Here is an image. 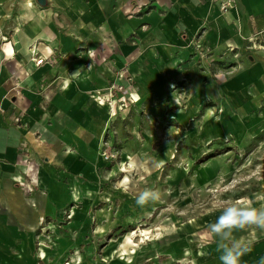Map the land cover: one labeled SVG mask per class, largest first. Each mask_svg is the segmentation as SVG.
Returning <instances> with one entry per match:
<instances>
[{
	"label": "crops",
	"instance_id": "0c3cea01",
	"mask_svg": "<svg viewBox=\"0 0 264 264\" xmlns=\"http://www.w3.org/2000/svg\"><path fill=\"white\" fill-rule=\"evenodd\" d=\"M262 99L264 0H0V264L85 260L130 230L97 180L115 120ZM233 235L240 264L264 258V230ZM50 237L61 251L43 252Z\"/></svg>",
	"mask_w": 264,
	"mask_h": 264
},
{
	"label": "rangeland",
	"instance_id": "374dc122",
	"mask_svg": "<svg viewBox=\"0 0 264 264\" xmlns=\"http://www.w3.org/2000/svg\"><path fill=\"white\" fill-rule=\"evenodd\" d=\"M228 102L209 100L208 108L192 114L180 100L162 117L130 111L126 126L115 120L108 173L97 180L131 231L101 240L85 260L88 246L65 247L70 256L59 264H215L210 258L220 252L208 225L233 204L264 208V99L238 109ZM145 189L157 190L160 198L141 207L135 201ZM133 232L131 245L124 238ZM52 238L43 252L61 251ZM118 242L123 252L105 261L104 253ZM247 258L245 264H260Z\"/></svg>",
	"mask_w": 264,
	"mask_h": 264
},
{
	"label": "clouds",
	"instance_id": "9594fccd",
	"mask_svg": "<svg viewBox=\"0 0 264 264\" xmlns=\"http://www.w3.org/2000/svg\"><path fill=\"white\" fill-rule=\"evenodd\" d=\"M159 198L160 193L157 190L145 189L139 193L135 202L143 207ZM260 198L264 199V196ZM248 226L264 230V208L233 204L225 207L215 222L208 225L209 232L217 238L220 264H240L241 257L250 249L235 239L233 233ZM260 264H264V258H261Z\"/></svg>",
	"mask_w": 264,
	"mask_h": 264
},
{
	"label": "bare ground",
	"instance_id": "6f19581e",
	"mask_svg": "<svg viewBox=\"0 0 264 264\" xmlns=\"http://www.w3.org/2000/svg\"><path fill=\"white\" fill-rule=\"evenodd\" d=\"M92 100L97 103L98 105H101V106H105L106 105V101H105V98L101 97L100 95L98 94H94L93 95V98ZM113 115H114V112H113ZM87 210V203L84 204V207L80 210V211H86ZM78 210L76 209H73L72 210V213H75L77 212ZM135 235V233L133 232L132 234L128 235L126 238H124V240L127 242V243H130L131 245H133V241L131 240V236ZM40 242H44L43 239L40 240ZM43 245V244H41ZM118 252H123L122 251V245L121 243H115L110 249H108L105 253H104V260L105 261H109L112 257H114V255ZM203 250L200 251L199 253V256L203 257Z\"/></svg>",
	"mask_w": 264,
	"mask_h": 264
},
{
	"label": "built area",
	"instance_id": "2783aa9c",
	"mask_svg": "<svg viewBox=\"0 0 264 264\" xmlns=\"http://www.w3.org/2000/svg\"><path fill=\"white\" fill-rule=\"evenodd\" d=\"M227 7H228V5L223 4V5L221 6L220 10L225 11ZM195 53H196V52H195ZM198 55H199L200 57H202V58H205V56H202L201 53H199ZM36 63H37V64H41L42 61H38V62H36ZM121 90H122V87L119 88V91H121ZM131 101H133V100H131ZM2 114H3V109H2V107H1V105H0V118H1ZM111 158H112L111 155H107V157H106L107 160H111Z\"/></svg>",
	"mask_w": 264,
	"mask_h": 264
},
{
	"label": "trees",
	"instance_id": "16d2710c",
	"mask_svg": "<svg viewBox=\"0 0 264 264\" xmlns=\"http://www.w3.org/2000/svg\"><path fill=\"white\" fill-rule=\"evenodd\" d=\"M211 144H212V143H211ZM220 154H221V153H217V155H220ZM217 155H216V156H217Z\"/></svg>",
	"mask_w": 264,
	"mask_h": 264
}]
</instances>
